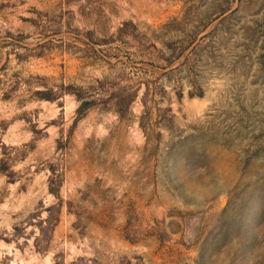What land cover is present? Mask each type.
<instances>
[{
	"label": "rangeland",
	"instance_id": "374dc122",
	"mask_svg": "<svg viewBox=\"0 0 264 264\" xmlns=\"http://www.w3.org/2000/svg\"><path fill=\"white\" fill-rule=\"evenodd\" d=\"M0 264H264V0H0Z\"/></svg>",
	"mask_w": 264,
	"mask_h": 264
}]
</instances>
